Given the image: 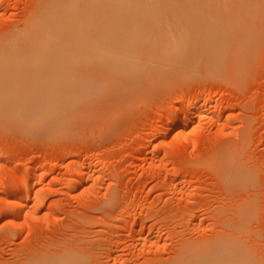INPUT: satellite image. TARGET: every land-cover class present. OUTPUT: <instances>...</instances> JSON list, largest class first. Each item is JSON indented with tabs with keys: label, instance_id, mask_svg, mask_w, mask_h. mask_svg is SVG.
<instances>
[{
	"label": "rangeland",
	"instance_id": "obj_1",
	"mask_svg": "<svg viewBox=\"0 0 264 264\" xmlns=\"http://www.w3.org/2000/svg\"><path fill=\"white\" fill-rule=\"evenodd\" d=\"M43 1L0 0V38ZM226 1L237 9L225 21L194 0H99L89 13L81 8L87 42L80 49L90 63L80 87L97 91L84 114L80 100L74 110L65 103L73 83L52 89L43 71L12 63L24 57L0 53V264H18L64 236L67 243L80 237V264H166L180 235L215 233L226 218L239 220L244 240L264 256V0L252 9L257 45L244 43L248 0ZM225 34L241 46L234 76L204 63L205 50ZM52 50L36 68L62 48ZM224 147L244 174L233 186L213 163ZM22 189L27 196L11 198ZM22 195L30 199L25 211ZM29 210L39 211L35 219Z\"/></svg>",
	"mask_w": 264,
	"mask_h": 264
},
{
	"label": "bare ground",
	"instance_id": "obj_2",
	"mask_svg": "<svg viewBox=\"0 0 264 264\" xmlns=\"http://www.w3.org/2000/svg\"><path fill=\"white\" fill-rule=\"evenodd\" d=\"M98 1L99 0H46L45 2L43 1L44 3L41 4L32 13L30 18L23 24L22 27L18 26L19 28H17L15 26L17 28L15 31L10 32L6 36H3L2 38H0V43H1L0 44V53H5V54H8L9 56L24 57L22 60L17 59L18 61H12V63H14V64L17 63L19 65L22 64V65L27 66V67L30 65H33L30 68H28V69H30V71L32 73L43 71L40 74H44L47 76L49 75L52 78L49 81L50 88L55 89L59 86L65 87V86H67V83L68 84L73 83L72 86H73V88L75 87V89L73 92L68 94V97L66 98L65 103L68 104L70 106V108H72V110H74L76 108L77 102L80 100V110L83 112V114L90 107V106H88V107H86V106H87V104H89V101L92 98V96L95 97L97 95V93H96L97 91H94L93 89H89V88L88 89H81V87H80V76H83L85 73V72H83V69H84L83 67L87 63H90L89 62L90 59L87 57V53H86V55L84 53V52H87V50L82 49V53H81V49H80V44L82 45L85 42H87V40H85V38L83 39V35H82V28H81V23H80V9L83 8L84 9L83 12L89 13L97 7ZM193 3H194V5L196 4V6L199 8L203 7L205 9H208L211 7L214 11L218 12L217 14H219L218 15L219 19L223 20V21H225L229 18L230 10L237 9L234 4H233V8H232L231 7L232 3L230 1H226V0H194ZM245 5H246V7L244 9L243 18L245 19L244 25H246V26L248 25L247 26L248 31H247V33H245L244 43H248V44L254 43V45H257L262 38H261V30L257 26L258 24L256 25V23L254 21L255 17L252 16L253 12H254V11L252 12V9L254 7H256V5H257L256 0H250V1L248 0ZM255 16H256V14H255ZM244 25H242V29H240L238 27V29H240L239 32H241V30H243V32H244ZM240 27H241V25H240ZM80 28H81V30H80ZM13 29H15V28L13 27L12 30ZM245 30H247V29L245 28ZM6 33H7V31H6ZM225 37H226V39H224V40L220 39L218 41H215V43L213 45H211L210 47H208V49L205 50L204 63L207 66L211 67L212 71H215L216 73H218V72L219 73L220 72L225 73L226 69L229 68L227 71L230 72L234 76V75H237L238 73H240V69H241V64H242L241 60H243V59L240 58V52L238 54V50H240L241 46L240 45L237 46L236 44L233 45L232 39L229 37L228 34H225ZM56 46H59L62 48L61 52L58 55V58L55 59L51 56V63L50 64H47L46 67L36 68L37 64L45 62L46 59L47 60L50 59L48 55L52 54V51H53L52 49ZM250 47L252 48V45L248 46L245 49L251 50ZM249 50H247V51H249ZM251 52L252 51H250V53ZM247 53H245V54L247 55ZM2 62H6V60H3ZM2 62H1V64H2ZM1 64H0V67H2ZM242 68H243V66H242ZM80 71H82V72H80ZM98 88H100V87H98ZM79 89H80V92H77V90H79ZM58 95L64 96L65 94L60 93ZM90 95H92V96H90ZM200 104H201V102H198V103L197 102L196 103L191 102V105L193 106V108H199L202 105V104L201 105ZM98 108H99V106H98ZM186 112H187V108H183L181 110L180 116H182V115L184 116V114ZM74 113L75 112H72L71 114L73 115ZM79 113H80V111H79ZM87 114H88V112H87ZM82 116H84V115H81L80 117H82ZM91 116L92 115H90L89 117L93 118V116L92 117ZM89 117L87 116L86 118H89ZM96 117L97 116H95V119H96ZM90 118H89V120H90ZM179 119H180V117H179ZM181 121L182 120H178L177 124H181ZM191 121H192V119H191ZM185 125L186 124H184V126ZM158 128H156V129L158 130ZM234 153H236V150ZM213 158H214L213 163H215V166L217 167V169L219 171V175L224 180H226L228 184H232V186H233L234 183H237L238 181H242L244 174L241 172V169L236 166L237 164L236 165L234 164L233 159H235V158L233 157V154L228 147L222 148L220 150V152L217 154V156H215ZM84 171L82 172V177L87 178L89 175V173H88L89 171L88 170H87L88 172H84ZM226 181H225V183H226ZM177 182H179V181H177ZM216 182H218V181H216ZM174 183H176V182H174ZM216 184L218 185V183H216ZM181 185H185V184H181ZM187 185H185V186H187ZM171 188H169V190ZM235 189H237V187ZM26 192H27L26 189H25V191L23 189L19 190L11 198L14 199V197L18 194L19 195L20 194H23V195L26 194V196H27L28 193H26ZM181 192H182V190H181ZM183 192H185V191L183 190ZM186 192H187V190H186ZM208 193H209V191H208ZM30 196H28V198ZM184 196H185V194H184ZM203 196L205 197V195H203ZM209 196H211V195H209ZM222 196H220V197H222ZM23 198H25V199H21L22 201H18L19 211H22V210L25 211V209L27 207H30V199H26L27 197H24V196H23ZM179 198H180V196H179ZM186 198H188V197H186ZM188 200H189V202L191 201L190 199H188ZM204 200H206V199H204ZM39 201H40V196L38 194V196L35 197V202L37 204H39L40 203ZM178 201H180V200H178ZM211 201L214 202L213 200H211ZM105 204H106V208H107L108 203H105ZM189 204H187V206ZM204 204H206V203L204 202ZM108 206L110 207V205H108ZM180 206H182V205H180ZM189 206H191V205H189ZM207 206H208V204H207ZM194 207H195V205H194ZM185 208H187V207H185ZM200 209H201V207H200ZM30 210L28 211L29 214H30ZM173 211H174V208H173ZM188 211H190V210H188ZM36 212L35 211H33V213L31 212L32 214H30V216L31 215L34 216V218H32V219H35V216L37 215ZM193 213H194V211H193ZM241 214L242 213L240 211L237 212L236 216H238V217H236V220L239 219ZM187 215H186V217H187ZM133 220H135V219H133ZM134 227H136V226H134ZM140 229H142V228H140ZM179 230H181V229H179ZM243 230H244V226L241 225L239 220L236 222V224H234L231 221V219L226 218L223 221L222 228H220V230L215 232V233H212V234L209 233L210 235L208 234V235H205L203 237L201 236V237H198L195 239H194V237L193 238L191 237V239H190L188 237H184L185 235L184 236L180 235L181 236L180 237V243L178 244V248L174 252L175 253L174 257L171 259L170 262H168L166 264H264L263 254H261L259 252L258 246L256 245V243H252V242L250 243V242L244 240ZM183 231H182V233H183ZM136 233H138V232H136ZM140 233H143V232L140 231ZM196 233H198V232H196ZM114 234H117V233H114ZM109 236H107V237H109ZM155 236L156 235H154V237ZM58 237H60V236H58ZM64 237H62L63 242H61L62 238H59L60 239L59 240L56 237L58 241L56 240V238L54 241L55 242L57 241V243H54L52 241V243H53L52 248L51 247H47L45 249L41 248L38 251L35 250L32 253H28L27 255L22 256L20 259V262L18 264H80V259H81L80 258V252L82 253V248H83L81 245L82 248L80 251V246H78L79 245L78 242H80V239H79L80 237H76V240H73L74 238L71 239V241H73V242H69L71 244L65 242ZM69 238H70V236H69ZM67 239H68V237H67ZM129 240H127V241H129ZM96 242H98V241H96ZM141 242H142V240H141ZM139 244H140V242H139ZM87 246H89V245H87ZM136 258H138V256ZM149 258H151V257H149ZM151 259H149V260H151ZM145 261L141 262V264L147 263L148 258H147V261L146 262ZM82 262H83V260H82ZM98 264H99V262H98Z\"/></svg>",
	"mask_w": 264,
	"mask_h": 264
}]
</instances>
